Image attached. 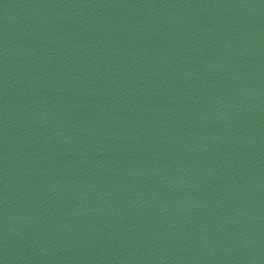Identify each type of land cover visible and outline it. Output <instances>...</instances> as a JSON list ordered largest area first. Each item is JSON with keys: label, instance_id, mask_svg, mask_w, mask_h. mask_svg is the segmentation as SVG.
I'll return each instance as SVG.
<instances>
[{"label": "water", "instance_id": "95a60500", "mask_svg": "<svg viewBox=\"0 0 264 264\" xmlns=\"http://www.w3.org/2000/svg\"><path fill=\"white\" fill-rule=\"evenodd\" d=\"M0 264H264V0H0Z\"/></svg>", "mask_w": 264, "mask_h": 264}]
</instances>
